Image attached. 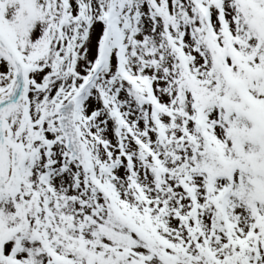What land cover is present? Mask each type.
<instances>
[{
	"label": "snow or ice",
	"instance_id": "obj_1",
	"mask_svg": "<svg viewBox=\"0 0 264 264\" xmlns=\"http://www.w3.org/2000/svg\"><path fill=\"white\" fill-rule=\"evenodd\" d=\"M0 264H264V0H0Z\"/></svg>",
	"mask_w": 264,
	"mask_h": 264
}]
</instances>
